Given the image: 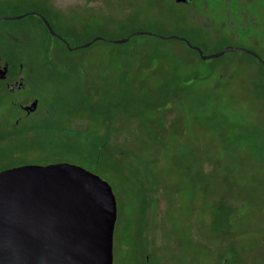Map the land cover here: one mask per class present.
I'll list each match as a JSON object with an SVG mask.
<instances>
[{
	"label": "rangeland",
	"instance_id": "rangeland-1",
	"mask_svg": "<svg viewBox=\"0 0 264 264\" xmlns=\"http://www.w3.org/2000/svg\"><path fill=\"white\" fill-rule=\"evenodd\" d=\"M236 8L202 31L170 0H0V56L26 75L23 91L0 82V170L68 162L106 181L111 264H264V69L161 36L264 61V0ZM38 15L70 46L102 38L67 50ZM136 28L160 35L109 41Z\"/></svg>",
	"mask_w": 264,
	"mask_h": 264
},
{
	"label": "water",
	"instance_id": "water-1",
	"mask_svg": "<svg viewBox=\"0 0 264 264\" xmlns=\"http://www.w3.org/2000/svg\"><path fill=\"white\" fill-rule=\"evenodd\" d=\"M38 16L47 32L60 39L67 50L86 47L102 38L94 36L70 46L44 16ZM141 33L152 32L133 30L109 41L125 42L130 35ZM161 36L183 40L201 58L241 50L264 68V61L248 48L226 45L203 54L185 37ZM114 219L115 202L109 185L79 165L51 162L0 170V264H111Z\"/></svg>",
	"mask_w": 264,
	"mask_h": 264
},
{
	"label": "flooded vegetation",
	"instance_id": "flooded-vegetation-1",
	"mask_svg": "<svg viewBox=\"0 0 264 264\" xmlns=\"http://www.w3.org/2000/svg\"><path fill=\"white\" fill-rule=\"evenodd\" d=\"M170 1L180 3V4L187 7L185 14L190 19V24H191L192 30L196 29V30H202L203 31L205 29L210 28L212 25H216L217 23H226V24L228 23L229 25H231V24L235 23V22H233L234 20H237L235 18L239 17V15H237V8H236L238 0H170ZM216 3H221L223 5L225 4V6L228 4H232L233 14H229L228 12H225L224 16L219 15L218 19H217L215 15L210 13L211 8ZM122 5L125 6L124 4H122ZM230 15H234L233 18L230 17ZM236 22H238V21H236ZM41 23H42V21H41ZM49 24H50V22H49ZM44 28H45V26H44ZM136 29L152 32L151 34H149V33H141V34L156 35V36L160 35V34H158L159 32L156 30L144 29V28H136ZM45 30H46V28H45ZM133 30H131V31H133ZM188 31L176 32V33H172V34H176V35L185 37L186 39L189 40V42L191 44H194L188 37V33H189ZM164 35H168V33L164 34ZM51 36L56 38L53 35H51ZM56 39H58V38H56ZM175 39H177V38H175ZM58 40H60V39H58ZM178 40H180L181 42H183L185 44V42L183 40H181V39H178ZM13 66L15 67L14 63H12V62H10V60L0 56V82L2 83L4 90L6 92H9L10 94L14 93L15 91H23L24 89H26V83L24 81V77L26 75H25V73L24 74L22 73L24 71L20 68L21 67L20 65H18L19 69L15 68L14 70H12ZM17 102H19L20 105L22 106L21 111L25 115H28L31 112L35 111L37 109V106H38L37 96H34V95L28 96V95L23 94L22 96L18 97ZM31 102H34V103L32 104ZM27 106H29V107H27ZM25 111H26V113H25ZM214 264H225V262H224V260H222L219 263H214Z\"/></svg>",
	"mask_w": 264,
	"mask_h": 264
},
{
	"label": "trees",
	"instance_id": "trees-1",
	"mask_svg": "<svg viewBox=\"0 0 264 264\" xmlns=\"http://www.w3.org/2000/svg\"><path fill=\"white\" fill-rule=\"evenodd\" d=\"M41 22V21H40ZM260 63V62H259ZM261 64V63H260ZM261 67L263 68L262 64H261ZM264 69V68H263ZM222 261V260H221ZM225 261V260H224Z\"/></svg>",
	"mask_w": 264,
	"mask_h": 264
}]
</instances>
